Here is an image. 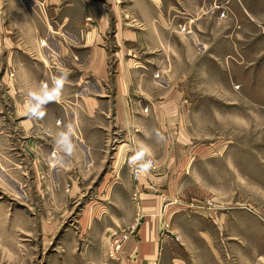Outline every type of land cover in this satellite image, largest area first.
Returning a JSON list of instances; mask_svg holds the SVG:
<instances>
[{"label": "crops", "instance_id": "0c3cea01", "mask_svg": "<svg viewBox=\"0 0 264 264\" xmlns=\"http://www.w3.org/2000/svg\"><path fill=\"white\" fill-rule=\"evenodd\" d=\"M213 1L0 0V244L15 228L31 231L62 226L55 213L52 219L36 214L37 203L31 199L37 196L34 183L28 192V207L23 208L35 213L16 212L13 203L19 193L14 182L22 178L24 165L19 158L26 160L30 178L38 179L43 173L55 181L52 188L60 187L55 193L51 188L52 194L45 193L46 204L51 203V211L59 213L68 209V200L75 193L64 189L66 182L91 178V165L101 169L108 162L102 174L111 186L105 195L111 199L138 195L145 218L117 260H110L106 252V264H157L173 236L178 239L174 228L186 220L180 213L184 202L180 197L188 194L183 185L189 173L203 163L198 161L201 146L191 121L197 101L206 98L195 91L194 84L213 83V68L219 66L214 61L219 55H213L216 39L212 36L219 37L221 43L225 38L234 44V18L243 25L247 21L244 14L252 15L242 0H223L218 4L227 14L223 11L224 17L213 16L209 8ZM181 9L187 22L181 19ZM216 24L222 29L218 31ZM65 69L69 76L61 99L45 106L43 119L29 120L23 111L28 91L41 81L51 83L53 76ZM69 120L77 126V149L65 157L64 165H56L50 155L55 150V133L62 126L57 121ZM157 132L163 140L157 138ZM102 141L110 147L109 161L101 154ZM139 142L151 147L155 167L147 175L139 174L136 181L127 161ZM256 148L260 143H253ZM240 159L244 162L245 155ZM250 160L254 167L264 163L257 151ZM224 209L231 211L224 218L225 248L232 253L238 249L250 253L256 246L260 253L254 258L264 264V230L256 222L252 229L234 206ZM134 217L133 205H113L103 219L87 225L83 221L78 239L93 244L108 232L112 238L127 230ZM162 225L168 233L162 231ZM193 230L198 241L209 236L199 226ZM254 238L258 242L250 243ZM90 250L88 246L86 252Z\"/></svg>", "mask_w": 264, "mask_h": 264}, {"label": "rangeland", "instance_id": "374dc122", "mask_svg": "<svg viewBox=\"0 0 264 264\" xmlns=\"http://www.w3.org/2000/svg\"><path fill=\"white\" fill-rule=\"evenodd\" d=\"M219 1L223 0L213 1L209 7L213 10V16H219L223 11L227 14L225 7L223 9L218 4ZM242 3L252 15L244 14L247 21H243V25L234 18L237 27V35L233 38L235 43L225 38L224 43H221L219 37L212 36L216 39L212 46L215 50L213 55H219L218 60H214L219 63L218 67L213 68L214 82L194 84L196 92L206 95L205 99L197 101V113L191 121L198 136V146H201L198 161L203 163L189 173L183 185L188 194L180 197L184 201L180 213L186 220L179 221L174 228L178 239L173 236V241H170V246L157 264L261 262L254 258L260 253L256 246L251 245L253 250L250 253L239 249L232 253L224 245V218L231 212L224 209L226 205L234 206L238 216L252 229H256V222L264 230V163L254 167L250 160L254 151L264 157V0H242ZM181 10V19L187 22L188 16H183L185 12ZM250 16L254 19L251 20ZM226 27L224 22V29ZM216 28L219 31L222 26L216 24ZM209 95H213L211 99L207 98L211 97ZM23 139L27 140L18 137V140ZM254 142L260 143V148L253 149ZM101 146L104 147L101 150L104 160L109 161L111 150L107 141H102ZM242 154L245 155L244 162L240 159ZM19 160L24 165L22 178L14 182L19 193L17 202L13 203L16 212L21 215L35 213L34 209L29 212L23 206L28 207V192H32L36 184L37 196L31 198L33 203H37L36 214L43 219H52L51 214L55 213V218L59 215L62 226L55 229L37 227L31 231L15 228L7 241L0 244V264H95L98 261L106 264L111 232L93 244H88L85 238L79 240L78 236L82 235L83 221L87 225L95 219H103L113 205L121 208L133 205L135 209L132 196L111 199L105 195L111 186V181L104 180L102 174L107 170L108 162L101 169L96 164L91 165L90 171L94 173L91 178L66 182L64 189L75 190V193L68 200V209L59 213L51 211V203L46 204L48 196L45 193L52 194L50 188L55 193L54 189L60 187L52 188L55 181L50 180V177L46 179L43 173L38 179L34 175L30 178L26 160L24 157ZM25 191L26 194H23ZM204 197L213 201L215 210L196 211L191 208ZM198 226L209 233L207 238L204 236L199 241L193 230ZM86 233L89 237V231ZM205 238L206 242L203 241ZM249 242L256 244L258 239ZM88 246L91 250L86 252ZM114 264L119 263L117 261Z\"/></svg>", "mask_w": 264, "mask_h": 264}, {"label": "clouds", "instance_id": "9594fccd", "mask_svg": "<svg viewBox=\"0 0 264 264\" xmlns=\"http://www.w3.org/2000/svg\"><path fill=\"white\" fill-rule=\"evenodd\" d=\"M69 71L65 69L59 75L53 76L51 83L41 81L38 87L31 89L27 93L23 111L29 120H41L46 115V105L58 102L61 99L65 84L68 81ZM62 124L55 133V150L51 153L53 163L64 165L65 157H71L77 149L74 137L77 135L76 123L72 120L67 122L57 121ZM157 138L163 140L164 137L157 132ZM128 163L133 165L137 174L147 175L155 167V161L151 158L152 149L149 145L139 142Z\"/></svg>", "mask_w": 264, "mask_h": 264}, {"label": "built area", "instance_id": "2783aa9c", "mask_svg": "<svg viewBox=\"0 0 264 264\" xmlns=\"http://www.w3.org/2000/svg\"><path fill=\"white\" fill-rule=\"evenodd\" d=\"M220 17H224V15L220 14ZM87 20L88 22L90 21V19H87ZM181 31L184 32L185 28L182 27ZM40 45L43 46L44 43L42 42L40 43ZM156 76L158 77V75ZM131 166L133 168L132 178L137 181L139 178V174H137L135 167L133 165ZM132 199L135 201V217H134L132 225L127 230L121 231L118 234L113 235L108 245L107 257L112 261L117 260L122 247L130 239V237L133 235L137 227H139V225L142 223L143 219L145 218V214L140 205V197L134 194L132 196ZM180 206H183V205H180ZM191 208H194L196 211H202V210L210 211V210L216 209L214 207L213 201L210 199L196 201L195 205L191 206Z\"/></svg>", "mask_w": 264, "mask_h": 264}]
</instances>
